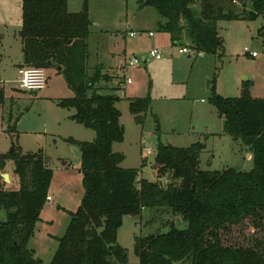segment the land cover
I'll use <instances>...</instances> for the list:
<instances>
[{
	"label": "trees",
	"instance_id": "16d2710c",
	"mask_svg": "<svg viewBox=\"0 0 264 264\" xmlns=\"http://www.w3.org/2000/svg\"><path fill=\"white\" fill-rule=\"evenodd\" d=\"M89 0L82 11L72 12L68 0H23V66L56 69L73 91L58 104L74 108L72 119L96 132L93 141H68L82 152L84 195L70 212L66 232L49 264H130L129 252L118 240L125 215H142L145 209H162L186 221L185 228L171 221L169 229L135 237L139 264H264V240L248 244L232 234L249 221L253 233L264 226V98L248 87L242 95L225 97L216 91L210 101L224 118V131L241 139L251 153V170L234 167L208 170L201 166V142L179 147L160 142L158 173L170 181L163 185L139 179V169L123 167L125 155L114 144L125 138L120 97L98 85L107 79L104 65L89 69L92 20ZM173 45L188 40L198 52L223 48L219 23L256 19L264 15V0H150ZM252 6L250 10L248 7ZM260 30L259 33L262 34ZM4 89L0 87V103ZM150 96L130 99V110L143 122L151 108ZM14 161L12 183L0 180V264H47L29 242L46 201L54 170L42 151L23 153L16 148L0 156V172ZM18 178V184L16 182ZM11 185H16L12 188Z\"/></svg>",
	"mask_w": 264,
	"mask_h": 264
},
{
	"label": "rangeland",
	"instance_id": "374dc122",
	"mask_svg": "<svg viewBox=\"0 0 264 264\" xmlns=\"http://www.w3.org/2000/svg\"><path fill=\"white\" fill-rule=\"evenodd\" d=\"M22 1L0 0V87L3 86L5 96L0 103V156L14 146L24 153L44 150L48 155L54 169L49 189L51 198L43 207L29 246L37 249L38 256L49 264L59 246L58 238L70 223V212L78 209L84 195L81 161L74 157L73 145L64 137L92 141L96 132L77 121H64L63 112L68 111L62 110L58 101L44 99L43 90L32 92L20 88L18 62L22 51L18 41ZM146 1L89 0L88 5L92 20L89 65L92 70L98 64L105 65L103 73L108 76L99 86L110 82L111 75L114 76L111 85L115 88L125 79H131L125 89L115 90L120 97L117 106L125 128L124 140L113 146L114 151L125 155L121 166L138 168V180L167 185L170 175L162 177L156 166L158 144L188 147L201 142L203 169L251 170L254 163L248 156V147L224 131V118L210 98L214 90L225 97H237L245 87L252 96L264 98V15L254 20L221 21L223 48L217 53L193 50L180 53L179 48L190 46V42L183 40L173 45L170 34L159 30L161 17L157 9ZM83 3L84 0H70L71 8L80 11ZM243 9L239 3L237 10ZM132 31L137 33L134 37L130 36ZM149 31L155 35L150 37ZM245 47L258 51L259 55L251 56ZM152 48H159L164 58L144 61ZM135 55L141 62L129 66L125 77L119 65ZM47 73L56 99L72 95L63 75L52 69ZM146 96L152 99L151 108L143 113L145 119L140 123L130 110V99ZM147 148L152 153L144 158L142 154ZM7 163L5 172L12 175L14 161ZM171 221L179 228L187 226L186 221L162 209H145L142 215L124 216L118 240L128 249L130 264H139L135 237L166 231ZM250 227L247 221L233 232L232 239L239 244H248L256 235L264 240V226L256 233Z\"/></svg>",
	"mask_w": 264,
	"mask_h": 264
},
{
	"label": "built area",
	"instance_id": "2783aa9c",
	"mask_svg": "<svg viewBox=\"0 0 264 264\" xmlns=\"http://www.w3.org/2000/svg\"><path fill=\"white\" fill-rule=\"evenodd\" d=\"M238 2L237 0H235ZM137 33L132 31L130 33L131 37H134ZM149 36H154V32L150 31ZM192 48L189 45H184L179 48L180 53H191ZM194 51V50H193ZM245 52L250 54L253 57L258 56V51H252L249 47H245ZM147 57H144V61L148 58L151 59H163L164 56L159 48H152L150 51L146 53ZM141 59L139 56L135 55L132 57L126 58L125 63L119 65V68L122 70L124 76L126 77V70L129 66L139 65ZM20 78L18 79L19 85L21 89H25L32 92L41 91L47 87L48 83V73L47 69L44 67H34V66H23L19 68ZM131 83V79H125L124 83L122 84V88H125L127 84ZM125 84V86H124ZM152 153L151 148H147L143 152V157L148 158L149 154ZM252 157V155H250ZM4 172H0V180H4ZM8 183V182H7ZM11 183V182H10ZM1 214V211H0Z\"/></svg>",
	"mask_w": 264,
	"mask_h": 264
},
{
	"label": "crops",
	"instance_id": "0c3cea01",
	"mask_svg": "<svg viewBox=\"0 0 264 264\" xmlns=\"http://www.w3.org/2000/svg\"><path fill=\"white\" fill-rule=\"evenodd\" d=\"M19 5L22 7V2H20L19 3ZM68 6H69V9H70V11H72V12H77V11H80V9H78V10H76V9H72L71 8V6H70V0H68ZM160 20H162L161 18H160ZM159 20V21H160ZM158 24H159V22H158ZM220 24V23H219ZM158 27H159V25H158ZM219 30H220V27H219ZM150 32V31H149ZM162 32H165V31H162ZM165 33H168V32H165ZM19 34H20V31H19ZM169 34V33H168ZM91 35V34H90ZM155 35V34H154ZM150 37H152V36H150ZM18 43H19V46L21 47V51H22V59L18 62V70H19V68L21 67V64H22V62H23V42H22V39H21V36H20V41H18ZM91 53V52H90ZM259 55V54H258ZM91 56V55H90ZM89 67H90V65H89ZM106 69V67H105V65H104V69L103 70H105ZM48 70L49 69H47V72H48ZM51 70V69H50ZM52 70H54L55 72H56V74L57 75H62V74H60L56 69H52ZM89 71H90V73L92 74L93 73V71H94V68H93V70L90 68L89 69ZM113 77L114 76H112L111 75V81L110 82H108V83H106V84H108V87H107V85L105 84V85H101V86H99L100 88H102L103 89V91L105 92V93H115V94H117L116 93V91H118L120 88L122 89V84L124 83V81H122V82H120V84H119V88L117 87V88H115L114 87V85H111V83L113 82ZM65 79V78H64ZM66 81V80H65ZM128 85V84H127ZM3 87V86H2ZM126 88V87H125ZM124 88V89H125ZM70 89V88H69ZM116 90V91H115ZM70 91H71V93H72V95H70V96H67V97H72L73 96V91L70 89ZM118 95V94H117ZM44 99H48V100H56V101H59L60 99H62V98H67V97H61V98H58V99H56L55 97H54V95H52V89H51V87H50V80H49V78H48V83H47V87L46 88H44L43 89V96H42ZM120 100V99H119ZM118 102V101H117ZM116 106H117V103H116ZM118 107V106H117ZM60 108L62 109V110H65V111H68V112H63V116H65L64 118H62L64 121H66V122H69V123H72V121H75L74 119H72V115L75 113H73L71 110L72 109H74V108H63V107H61L60 106ZM75 110V109H74ZM121 116H122V114H121ZM71 138H74V139H76V140H79V139H77V138H75V137H73V136H70ZM70 137H64V139L65 140H67L68 141V138H70ZM95 139V138H94ZM79 141H86V140H79ZM93 141V140H92ZM69 142V141H68ZM72 145V144H71ZM73 147H77V146H75V145H73ZM77 148H79V147H77ZM39 151H42L43 152V154H44V156H46V159H47V162H48V165L50 166V164H49V159H48V155L46 154V152L44 151V150H39ZM24 153V152H23ZM251 155V153L250 152H248V156H250ZM81 161V160H80ZM51 167V166H50ZM54 170V169H53ZM10 178H11V182H12V175L10 174ZM50 195H49V200H50ZM32 249H34L35 250V252H36V255L38 256V252H37V249H35V248H33V247H31Z\"/></svg>",
	"mask_w": 264,
	"mask_h": 264
},
{
	"label": "water",
	"instance_id": "95a60500",
	"mask_svg": "<svg viewBox=\"0 0 264 264\" xmlns=\"http://www.w3.org/2000/svg\"><path fill=\"white\" fill-rule=\"evenodd\" d=\"M237 1H238V3H243L245 0H237ZM145 3L146 4H150V0H147ZM82 13H85V11L82 10ZM14 150H15V146L12 147L11 152H13ZM73 152H74V157L76 159H78V160L82 159V152H81V150L79 148L73 147ZM3 175H4L5 180L8 183H10L11 182L10 173L5 172ZM1 216H2V218H4V212L3 211L1 212Z\"/></svg>",
	"mask_w": 264,
	"mask_h": 264
}]
</instances>
